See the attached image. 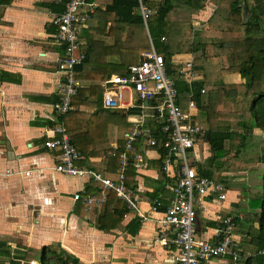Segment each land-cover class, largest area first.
<instances>
[{"label": "crops", "instance_id": "1", "mask_svg": "<svg viewBox=\"0 0 264 264\" xmlns=\"http://www.w3.org/2000/svg\"><path fill=\"white\" fill-rule=\"evenodd\" d=\"M57 1L59 0H11L7 4L0 3V241L6 243L12 254L19 257L16 258L18 264H30L31 261L39 264L38 260L28 256L35 253H41L43 256L46 254V248L57 244L65 252L77 257L81 264H175L172 261L174 251L156 243L155 240V219L161 218L172 197L166 186L175 182L173 177L166 175L162 170L159 149H144V146H140L144 161L139 168L134 164L131 176L133 184L128 186L138 211L127 208L128 213L114 228H98V215L103 205L88 208L73 199L76 192H99L100 184L93 182L89 177L63 175L54 170L55 164L59 162V151L47 149L44 143L52 136L51 128L58 123L59 115L54 111L53 104L57 101V86L64 77L56 67V60L63 53V45L56 39V27L52 22L61 9V6L55 3ZM112 1L114 0L87 1L82 11L89 8L92 11L79 35L81 47L87 48L88 52L86 65L92 70L97 64L104 66L106 70L103 67L100 70L105 74L110 72L106 81L119 74L111 73L110 65L115 63L110 61L111 57L106 56L116 53L121 56L118 50L109 49L112 46L111 40L115 38L116 33L118 37H124L123 27H127L120 26L114 18L107 16L110 14L107 9ZM204 1L213 11L218 6L213 0ZM204 15L209 17L211 14L204 9L192 17L199 23ZM93 17H97L99 23H89ZM96 29H99V33ZM100 29H111V34L104 35ZM152 47L156 50L153 44L150 48ZM93 55L101 58L95 64L92 61ZM92 73L86 68L83 72L85 77L77 79L74 70V78L80 88L92 84L104 85L101 106L106 110L103 104L110 85H106L101 79H89L87 76H95ZM104 73L101 75H105ZM177 96L179 97L178 90ZM124 98L126 103L132 102V99L135 104L141 103L134 91L131 97L124 92ZM149 102L142 103L148 106ZM178 103L184 111L188 110V102ZM94 109L83 104L73 106L72 110L77 112V119L69 120L70 114L65 122L70 125L75 136L77 147L73 145L81 155L79 166L100 171L102 176L114 180L119 178V163L117 161L115 169L114 163L110 162L112 157L116 159L115 152L110 154L109 151L111 146H116L118 140H124V134L129 131L126 130L129 121L135 123L140 120L141 112L137 107L108 109L119 114L130 112L125 121L111 116L104 122L102 112L97 111L94 118L90 116L88 111L94 112ZM198 112L200 109L197 106L196 110L192 111V114H195L193 122H197ZM82 116L91 117L96 123L83 125ZM101 122L106 123V127L97 135ZM125 123L128 124L123 127ZM202 127L208 140V131L213 129ZM101 135L104 136V142H99ZM258 136L260 133L254 132V137ZM201 147L203 149L198 150ZM199 148L194 151L195 165L209 168L207 158L211 151L208 142ZM8 169L15 172L32 169V172L29 176L17 173L6 175L5 171ZM224 172L225 170L214 171V174ZM247 191L245 187L242 191L231 190L232 195H228L224 201L197 195V235L213 242L215 229L228 216L235 218L237 230L241 214L236 210L233 212V208L251 203L247 198ZM255 210L258 213L260 211L259 208ZM140 214H144L146 219ZM251 227L241 235L235 231L240 242V258L243 262L245 257L257 250L253 252V244L257 243V240L252 237V231H255L258 224L256 226L254 223ZM238 261L230 257H219L202 264H243ZM0 263L9 264V261Z\"/></svg>", "mask_w": 264, "mask_h": 264}, {"label": "built area", "instance_id": "2", "mask_svg": "<svg viewBox=\"0 0 264 264\" xmlns=\"http://www.w3.org/2000/svg\"><path fill=\"white\" fill-rule=\"evenodd\" d=\"M86 4V0H67L63 10L52 21L56 27V39L63 45V53L56 60L57 70L64 75L57 86V101L53 104L58 115L71 109V97L77 92L78 82L74 78V66L84 57L78 52V36L92 11L90 8L82 11ZM136 11L147 26L154 10L145 0H137ZM150 44L152 46L151 39ZM127 70L126 75H113L105 81L106 85H110L104 98L106 107H137L141 112L140 120L135 123L131 121V128L124 134L125 153L119 155L118 181L102 176L100 171L79 166L80 152L71 142L62 124L51 128L52 136L44 143L47 149L59 151V162L55 164L54 170L63 175L89 177L100 184L99 192L73 194L75 201L88 208L105 204L108 190L113 189L125 200L128 209L138 211L131 190L124 181L129 164L127 152H131L134 164L139 168L143 164L144 156L141 152L136 153V142L141 141L144 149H161L162 170L173 177L175 182L166 186L172 197L161 218L155 219L156 243L174 251L172 261L175 264H202L219 257L239 260L240 242L235 233V218L228 216L222 220V224L214 231L213 242L199 237L195 228L197 195L215 197L219 201L227 198V188L223 181L202 175L192 166V154L198 145L205 142L206 135L203 127L192 121L195 117L192 111L196 110V103L189 100L187 111L179 105L174 81L167 73L165 57L153 47L143 52L139 60ZM179 72L188 84L199 78L193 71L191 60L179 66ZM132 91L141 103L135 104L133 99L126 103L124 92L131 97ZM143 101L150 102L145 106ZM153 118V125L148 124L147 121ZM31 172L32 169L21 172L9 169L5 171L6 175L17 173L24 176H29ZM140 216L146 219L144 214ZM30 264L37 263L31 261Z\"/></svg>", "mask_w": 264, "mask_h": 264}, {"label": "trees", "instance_id": "3", "mask_svg": "<svg viewBox=\"0 0 264 264\" xmlns=\"http://www.w3.org/2000/svg\"><path fill=\"white\" fill-rule=\"evenodd\" d=\"M10 1L11 0H0V3L7 4ZM66 1L67 0H59L55 3L60 5L63 10V4ZM172 1L173 0H145V3L155 12L154 17L147 23V26L143 24L140 14L135 10L137 0H114L107 9V12L113 14L114 19L120 23V26H127L123 27V30H125L123 33H127V37H125L127 49L120 47L118 51L120 54L122 52L125 53L123 55L121 54L122 57L126 56V53H132L138 59L140 50H150V39L156 51L164 55L167 73L173 79L176 90L179 92L178 101L187 104L189 100H193L198 108L203 110V108L210 107L206 104L209 99L213 97L214 91L212 88L214 84H217L220 88L218 97L223 98V101L226 99L229 104V115H225L226 119L222 121H214L216 123H221L215 125L213 131H208V144L211 151V155L207 158V165L209 168L206 167L204 171L200 170L201 173L214 177V171H218L214 168H218L221 163L223 165L226 163V161H222L221 158L224 155L227 141L236 142V149L233 153L235 157L240 155L241 146L244 148L247 145L251 144L252 146V144L255 143L250 140L251 137L254 136V130H258L257 133H260L261 136H258V143H264V0H213L214 4L218 5V11L216 15L211 14L205 24L209 26V20L216 19V27L213 30V34H210V30L206 31L209 27L206 29L197 28L195 31L197 37L194 38L193 42L197 43V45L201 44L204 46V55L201 63L194 64L192 61L193 71L197 73L199 78L190 84L183 79L179 72V65L175 63V54L170 43L168 41L165 42V35H167V29H169V22H171V19H167V15L175 10ZM221 2H224L225 6L220 7L219 5ZM200 3L201 8H203L204 0H199L195 11L199 10L198 5ZM220 8L222 10L219 11ZM244 8H246L248 13L246 22L243 20ZM61 9L60 11H62ZM116 26L117 25H111V27ZM134 30H138L139 37L138 40L134 38L131 41V36L135 34ZM121 32L122 29H120L119 33ZM204 33L210 34L209 36L213 37L218 35L220 39L217 42H210L209 39L205 38ZM106 34L110 35L111 30L109 29ZM141 38L145 40L143 48H141L140 45ZM78 44V52L82 53L84 57L78 65L76 64L74 66L75 77H77V79L78 77H85L83 72L86 68H89V71L93 72L92 75H95L93 77L87 76L89 79H101L105 82L110 72L105 74L100 69L103 67L106 70V68L99 64H97V67H94V70L87 66V48L83 49L81 47L79 36ZM207 45H212L213 48H206ZM210 49L213 51H210ZM195 51L196 49L191 45L189 52L194 53ZM211 57L216 59V69L210 72L212 73L213 80L209 81L206 76L203 78V74H207V67L204 61ZM131 64L119 63L111 64L110 66L113 69L119 68V74L126 75L128 72L127 69ZM205 69L206 71H204ZM101 73L105 75H101ZM232 74L238 76L239 82L226 79ZM103 86L92 84L88 87H78L76 94L71 97V109L64 114H59L58 123L56 124H62L71 142L75 145L76 141L75 136L72 134L73 130H71L70 125H66L65 122V119H67L70 114L69 120L73 118L74 120L77 119L75 115L77 112L72 110L73 106L78 107L83 104L85 106L94 107V115H96L97 111L102 112L104 114V122L109 120L111 116H115V118L117 117V119L123 121L128 117L127 114L130 111L127 114H119L116 113V111L108 110L112 109V107H106L105 104H103V106L106 110L102 109ZM190 94H192L191 97ZM131 111L133 112L135 110ZM204 111L206 114L209 113L206 110ZM80 114L86 115V113ZM82 119L83 125L92 123V120L89 118H84L82 116ZM153 120L154 118L149 119L147 121L148 124L153 125ZM129 123L126 130L130 129L132 126L130 121ZM125 124L126 125L123 124V127H126L128 123ZM207 124L211 126L212 123L210 121ZM140 146L141 141L134 144L136 153L140 152ZM159 150L161 151V149ZM113 152H115L116 159H118L116 160L112 157L110 162H113L114 168H117V161L119 163L120 153H125V141L118 140L115 148L111 146L109 153L111 154ZM127 155L129 164L126 167L124 181L126 186H130L133 184L131 176L133 174L134 161L131 152H127ZM257 161L264 163V152L258 155ZM117 179L119 178L117 177L114 180L116 181ZM126 205L125 200L121 198L116 191L113 189L108 190L106 203L103 204L98 215V228H114V225L120 223L124 215L128 213ZM256 208L260 210V216H257L258 232L256 235L259 247L252 255L245 257L243 264H264V173L262 175V194L259 199V206H256ZM46 250V254L41 257L39 264H81L77 257L65 252L58 244L52 246V248H46ZM16 258L19 257L12 254V251L6 243L0 241V260L2 262L9 261V264H18Z\"/></svg>", "mask_w": 264, "mask_h": 264}, {"label": "rangeland", "instance_id": "4", "mask_svg": "<svg viewBox=\"0 0 264 264\" xmlns=\"http://www.w3.org/2000/svg\"><path fill=\"white\" fill-rule=\"evenodd\" d=\"M172 2L174 4L175 10L173 12H170L169 15H167L168 16L167 19L168 20L171 19V22H169L170 24H169V29H167V35H165V42L168 41L170 43L172 50H174L173 52L175 54V59H176L175 62L179 66H182L183 63L186 62L187 60L193 61L194 64L201 63L203 59V55H204V46L201 44L197 45V43L193 42L194 38L197 37L195 35V31L197 30V28L206 29L209 27V29L206 31L210 30L211 31L210 34H213L214 32L213 30L216 27L217 20L216 19L209 20L210 21L209 26H207V24H205L207 23V20H208V17L206 15H204L203 18H201L199 23L198 21H196V19L192 17V15L201 13L202 10L204 9H205V12L209 11V15L210 14L216 15L218 8L217 10L215 9L213 11L212 8L204 1L203 8H201V3H200L198 5L199 10L195 11L196 5L198 4L199 0H173ZM219 6L223 7L225 6V3L221 2ZM220 10L222 9L220 8L219 11ZM107 16H111L112 18H114L112 14H107ZM89 23H91L92 25H95L96 23H99V22L97 20V17H93ZM100 24H105V22H100ZM96 30L99 33V29H96ZM104 30L105 29L103 30L100 29V32H102L104 35H107L106 33L109 30L107 31H104ZM134 32L135 34L131 36V41L134 38H137L138 40V37H139L138 30H134ZM98 33H95V34L97 35ZM117 34L118 33H116L115 38H112L111 40L112 46L109 49L118 50V51L120 47H124V49H127V42L125 41V37H127V33L124 34V37H118ZM204 34H205V38L209 39L210 42L211 41L217 42L220 39L218 35L213 37V36H209L210 34H207V33H204ZM143 43H145V40L144 38L143 39L141 38L140 40L141 48L144 47ZM191 45L193 48L196 49L194 53L189 52ZM211 47L212 45H207L206 48H211ZM145 51H143V49L140 50L138 55H141V53ZM210 51H213V50L210 49ZM121 54L123 55L125 53L122 52ZM106 56L111 57L110 61L115 64H119V63L131 64V63L137 62L136 56H134V54L132 53H129V54L126 53V56L124 57H121L118 53H116L115 55H106ZM100 59H101L100 57L93 55L92 61L95 64ZM204 63H206V67H207L206 73L207 74H203L204 75L203 78H205L206 76L209 79V81H211L213 80V78H212V73L210 72L216 69L215 67L216 59L213 57L207 58L204 61ZM204 71H206V69ZM119 72H120L119 68H114V69L112 68L111 73L117 74ZM226 79H231L234 82H239L238 76L233 75V74L228 76ZM212 90L214 91L213 97L210 98L208 103L206 104V105H209L210 107L203 108V110H200V112H198L199 114L197 118V122H199L202 126H204L207 129H209V127L213 129L215 125L221 123V122L216 123L214 121H222L226 119L225 115H229V104L227 103L226 99L223 101V98L218 97V95L220 94V88L218 87V85L214 84V87L212 88ZM204 110H206L209 113L206 114ZM88 113L90 114V116L92 115V118H94V112L88 111ZM89 119L91 120V117ZM210 121L212 123L211 126L207 124ZM92 123H96V122L92 121ZM105 127H106V123L101 122L99 130L97 131V135H100L102 130ZM254 132L257 133L258 130H254ZM258 138L259 137H254V136L251 137L250 140L252 142H255L252 144V146L251 144L245 146L244 148H242L241 146L242 149L238 157H235L233 154L236 149V142L227 141L225 150H224V155L221 158V160L222 161L225 160L226 163L224 165L221 163L218 168H214L215 170H218L219 172H222V170H225L224 174H218V175L216 174L215 177L218 176L217 178H219V175H221L220 178L224 180L228 188L227 196L232 195V192H230L231 190L232 191H235V190L242 191L244 187L248 189L247 198L248 200H251V203L247 204L248 206L247 205L243 206L240 204L236 208H233L234 210L233 212H235L236 210V212L241 214V218L239 219V223L237 225L238 227L236 230V233L237 234L239 233L240 235L243 234L249 228L251 229L252 228L251 226L254 223H256V226H257L258 221H257L256 216L258 217L260 216V213H258V211L255 209H256V206H259V199L262 194V175L264 173V163L257 161V157L260 153L264 152V148H263L264 143H258ZM250 140H249V143H250ZM99 142H104L103 135L99 137ZM202 149L203 147L199 148L198 150H202ZM243 194H245V192H243ZM257 232H258V228H255V231H252L253 238H256ZM246 243H248V240H246ZM241 244H242V241H241ZM257 247H259V243H254L253 252L257 249ZM41 256H42L41 253H35L31 256H28V258H34L40 262ZM238 263H243L242 258L239 259Z\"/></svg>", "mask_w": 264, "mask_h": 264}, {"label": "clouds", "instance_id": "5", "mask_svg": "<svg viewBox=\"0 0 264 264\" xmlns=\"http://www.w3.org/2000/svg\"><path fill=\"white\" fill-rule=\"evenodd\" d=\"M208 142V140H207V138H205V142L204 143H201L200 145H198L197 147H196V149L197 148H199L202 144H206ZM142 146V145H141ZM194 156V153L192 154V157ZM192 166H194L197 170H198V172L200 173V174H202V175H206V174H203V173H201L200 172V170L201 171H204L205 170V167H197L196 165H195V159H194V157H193V161H192ZM206 176H208V175H206ZM209 177H212V178H215V179H217V180H220V181H223L224 182V180L223 179H221V178H217V177H213V176H209ZM224 184H225V182H224ZM225 186H226V184H225ZM226 188H227V186H226ZM227 193H228V189H227ZM224 201V200H223Z\"/></svg>", "mask_w": 264, "mask_h": 264}, {"label": "water", "instance_id": "6", "mask_svg": "<svg viewBox=\"0 0 264 264\" xmlns=\"http://www.w3.org/2000/svg\"><path fill=\"white\" fill-rule=\"evenodd\" d=\"M244 15H243V20H244V22H246L247 21V19H248V13H247V10H246V8H244V13H243ZM147 102V101H146Z\"/></svg>", "mask_w": 264, "mask_h": 264}]
</instances>
